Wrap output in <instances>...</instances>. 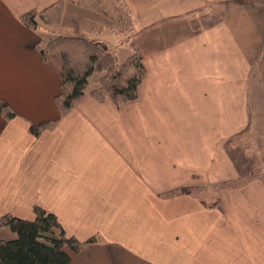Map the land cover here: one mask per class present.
Segmentation results:
<instances>
[{"label":"crops","instance_id":"1","mask_svg":"<svg viewBox=\"0 0 264 264\" xmlns=\"http://www.w3.org/2000/svg\"><path fill=\"white\" fill-rule=\"evenodd\" d=\"M60 1L0 0V102L15 112L0 111V218L55 214L85 243L66 250L73 264H264V179L218 187L240 177L232 149L251 137L255 100L264 106L253 82L264 0H122L136 29L127 41L92 0H68L59 26L23 22ZM60 36L106 42L116 59L136 43L138 99L86 95L61 117L62 79L40 51ZM180 188L207 190L163 197ZM5 228L0 239H15Z\"/></svg>","mask_w":264,"mask_h":264},{"label":"trees","instance_id":"2","mask_svg":"<svg viewBox=\"0 0 264 264\" xmlns=\"http://www.w3.org/2000/svg\"><path fill=\"white\" fill-rule=\"evenodd\" d=\"M67 1L61 0L40 13L31 12L22 18L23 22L33 29L40 24L59 26ZM92 2L113 19L114 27L119 31L128 27L133 28L132 17L122 0ZM130 46L132 53L124 62L116 59L105 42L81 37L50 38L45 46L40 48L43 58L52 59L57 65L62 79V93L57 98L61 117L67 115L86 95H91L101 103L111 101L116 107L138 99L146 70L142 53L135 43H131ZM257 64L264 78V51ZM95 73H99L100 76L92 83L91 78ZM0 111L7 118L15 115L4 102H0ZM55 124L51 122L31 126L30 130L39 136L45 130L53 129ZM249 180L240 178L226 181L220 183L218 187L239 188ZM204 190L207 189L180 188L164 194L163 197L201 193ZM219 204L216 202L210 206L215 207ZM34 213L36 216L34 220H23L12 215L0 218V227L9 228L17 235L15 239L9 241L0 239V264H73L66 250L79 252L85 243L69 237L55 214L38 206L34 208ZM89 242H94V239Z\"/></svg>","mask_w":264,"mask_h":264},{"label":"rangeland","instance_id":"3","mask_svg":"<svg viewBox=\"0 0 264 264\" xmlns=\"http://www.w3.org/2000/svg\"><path fill=\"white\" fill-rule=\"evenodd\" d=\"M218 14H219V11L215 12L214 16H218ZM124 25H125V22H124ZM114 26L115 24L113 21L112 30L114 33H116L119 36L120 41H124V40L127 41L128 39H131L136 31L135 28H131V27H128L127 29L124 28L122 31H119ZM131 43H134V42H131ZM135 45L138 47V49L143 55L141 48L136 43ZM117 47L116 49H113L115 50V52H117V54L115 53L118 58L117 60L118 61L120 60L119 62H124L128 58V56L131 54V51L129 50L130 48L128 44L125 46L124 44H121ZM99 76H100L99 73H95L93 77L91 78V82L93 83L94 80H96ZM257 80L260 81L259 83H261L264 88V78L258 68V64H256V67H255V76L253 78V82ZM257 95H259L260 97L263 96L264 98V93H257ZM255 102L256 104H258L257 105L258 107L251 108V110L256 113V114L253 113L256 119L253 122L252 127L249 128V134L251 133V137L249 139H246L244 143H241L240 146H236V149L234 148L232 149L233 158L237 162V164L240 166V168L242 169V173L240 177L237 179L244 178V180L246 179L249 180L252 177H253L252 179H256V178L264 179V106L262 107L260 102L257 100H255ZM231 189H238V188H231ZM4 231H6V233H8L9 235H13V236H9L7 234L8 237L16 238L17 236L9 228H5Z\"/></svg>","mask_w":264,"mask_h":264}]
</instances>
